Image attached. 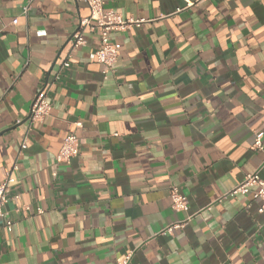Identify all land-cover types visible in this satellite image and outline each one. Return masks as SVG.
<instances>
[{"label":"crops","instance_id":"obj_1","mask_svg":"<svg viewBox=\"0 0 264 264\" xmlns=\"http://www.w3.org/2000/svg\"><path fill=\"white\" fill-rule=\"evenodd\" d=\"M24 2L0 0V181L19 194L0 264H264L253 188L228 193L264 179V0H102L145 20L110 32L105 75L99 30L69 44L85 2ZM40 90L49 113L30 122ZM68 133L79 154L60 163Z\"/></svg>","mask_w":264,"mask_h":264},{"label":"built area","instance_id":"obj_2","mask_svg":"<svg viewBox=\"0 0 264 264\" xmlns=\"http://www.w3.org/2000/svg\"><path fill=\"white\" fill-rule=\"evenodd\" d=\"M33 0H25L23 5L24 13H27L31 7ZM86 3L89 14L81 18L78 22L76 29L72 32L69 38L71 50H77L85 44L84 33L85 31L93 32L99 30V44L95 50L90 52V59L96 61L101 65V72L106 73L113 71L114 65L118 59V45L113 43L110 39L111 31H121L130 28L132 25H137L144 19L123 18L118 12L113 10H105L103 8L102 0H82ZM186 6H190L197 0H184ZM16 23V19L12 20ZM65 66L68 65L64 62ZM50 105L45 99V92L40 90L36 93L32 102L29 120L30 122H42L49 113ZM77 126L80 122L76 123ZM260 134L255 137L253 148H261L262 142ZM80 138L74 133H68L63 136L61 145L56 153V161L60 163H69L73 157L79 154ZM14 178L10 173L7 174L3 181H0V229L10 230L12 227V219L6 209V204L10 197L17 199L19 194H10V185ZM250 188H253V197L258 200L259 206L257 211L264 215V179L259 175L257 170L248 173L244 178L238 182L228 193L235 195L238 193H247ZM11 195V196H10ZM171 206L175 210H185L188 206V201L184 195L178 192L176 187L170 191ZM182 223L176 222L166 228L162 233H172L176 228L180 227ZM264 225V221H263ZM127 258L121 263L126 264Z\"/></svg>","mask_w":264,"mask_h":264},{"label":"water","instance_id":"obj_3","mask_svg":"<svg viewBox=\"0 0 264 264\" xmlns=\"http://www.w3.org/2000/svg\"><path fill=\"white\" fill-rule=\"evenodd\" d=\"M29 118V116L27 117V119Z\"/></svg>","mask_w":264,"mask_h":264}]
</instances>
